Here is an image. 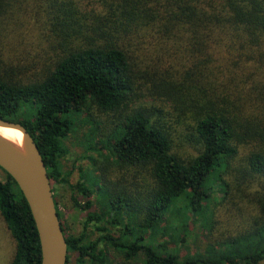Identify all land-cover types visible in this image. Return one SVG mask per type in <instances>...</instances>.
Wrapping results in <instances>:
<instances>
[{"label": "trees", "instance_id": "16d2710c", "mask_svg": "<svg viewBox=\"0 0 264 264\" xmlns=\"http://www.w3.org/2000/svg\"><path fill=\"white\" fill-rule=\"evenodd\" d=\"M80 116L96 157L70 184L61 159ZM0 119L40 152L66 264H264V0H0ZM3 172L10 264H41ZM218 182L221 220L204 207ZM54 184L86 212L77 235Z\"/></svg>", "mask_w": 264, "mask_h": 264}, {"label": "water", "instance_id": "95a60500", "mask_svg": "<svg viewBox=\"0 0 264 264\" xmlns=\"http://www.w3.org/2000/svg\"><path fill=\"white\" fill-rule=\"evenodd\" d=\"M0 128L17 130L22 136V143L16 145L0 135V168L15 181L28 204L38 233L41 264H66V242L40 152L22 125L0 119Z\"/></svg>", "mask_w": 264, "mask_h": 264}, {"label": "rangeland", "instance_id": "374dc122", "mask_svg": "<svg viewBox=\"0 0 264 264\" xmlns=\"http://www.w3.org/2000/svg\"><path fill=\"white\" fill-rule=\"evenodd\" d=\"M28 39L34 41V39L31 37ZM30 46H36V42L34 41V43H31ZM93 115L103 117L100 116L97 111H93ZM89 130L90 127L85 124V119L81 116L77 117L72 132L65 140V146L68 149V153L61 159V165L63 174L66 178H68L70 184L76 183L80 180L81 177L88 178L91 175L90 171L92 172V170L90 162L92 158L96 157V153L93 150H87V146L84 142V136H87L89 134ZM5 178V173L0 169V180H4ZM54 188V195L58 202L59 210L62 213L63 225L67 227L68 233L74 235L79 234L82 229V223L86 217V212L73 205L71 199L72 193L67 184H54ZM221 190L222 189L219 182L216 183V185L214 184L213 188H211L212 195L210 197V200L204 206L207 211L215 209L218 215V219L220 220L222 216H225V214H223L225 206L224 204L223 206L222 204H220V196L222 195ZM79 200H81V204L84 203V200L81 197H79ZM98 208V202L95 201L93 209L98 211ZM201 219L202 216L191 225V227H195L193 232L195 234L197 233V236H199L201 231ZM232 226L233 228H235L234 224ZM195 234H193V236L192 234L189 235V237L187 238L189 242H192V240H194ZM144 235L147 240L146 242L149 243L151 232L147 230L146 232H144ZM202 242L204 241L202 240ZM14 248V240L12 239L9 231L6 228L4 220L0 215V264H10L11 258L14 253ZM138 263L139 262H137V264Z\"/></svg>", "mask_w": 264, "mask_h": 264}, {"label": "bare ground", "instance_id": "6f19581e", "mask_svg": "<svg viewBox=\"0 0 264 264\" xmlns=\"http://www.w3.org/2000/svg\"><path fill=\"white\" fill-rule=\"evenodd\" d=\"M0 135L16 145H20L22 143V136L17 130L0 128Z\"/></svg>", "mask_w": 264, "mask_h": 264}]
</instances>
